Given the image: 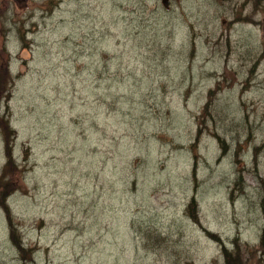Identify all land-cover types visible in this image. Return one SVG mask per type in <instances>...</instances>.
<instances>
[{
    "label": "rangeland",
    "instance_id": "rangeland-1",
    "mask_svg": "<svg viewBox=\"0 0 264 264\" xmlns=\"http://www.w3.org/2000/svg\"><path fill=\"white\" fill-rule=\"evenodd\" d=\"M0 196V264H264V0H0Z\"/></svg>",
    "mask_w": 264,
    "mask_h": 264
},
{
    "label": "trees",
    "instance_id": "trees-1",
    "mask_svg": "<svg viewBox=\"0 0 264 264\" xmlns=\"http://www.w3.org/2000/svg\"><path fill=\"white\" fill-rule=\"evenodd\" d=\"M207 107H208V103L206 104L205 109ZM222 149H223V153H225V148L223 147ZM241 180H242V177L239 178V181H241ZM0 198H1V196H0ZM6 217H7L8 223H9L10 237L12 239H14V228L12 227L11 217H10V215H9L7 210H6ZM226 263L227 264H235V260H231L230 258H226Z\"/></svg>",
    "mask_w": 264,
    "mask_h": 264
},
{
    "label": "water",
    "instance_id": "water-1",
    "mask_svg": "<svg viewBox=\"0 0 264 264\" xmlns=\"http://www.w3.org/2000/svg\"><path fill=\"white\" fill-rule=\"evenodd\" d=\"M161 3H162V6L165 8V9H168L169 8V1L170 0H160ZM173 1H177V0H173Z\"/></svg>",
    "mask_w": 264,
    "mask_h": 264
},
{
    "label": "bare ground",
    "instance_id": "bare-ground-1",
    "mask_svg": "<svg viewBox=\"0 0 264 264\" xmlns=\"http://www.w3.org/2000/svg\"><path fill=\"white\" fill-rule=\"evenodd\" d=\"M171 4V3H170ZM26 45V44H25ZM28 48V47H27Z\"/></svg>",
    "mask_w": 264,
    "mask_h": 264
}]
</instances>
